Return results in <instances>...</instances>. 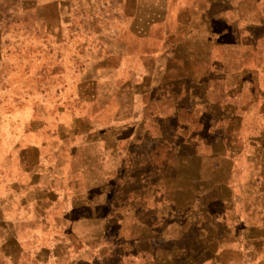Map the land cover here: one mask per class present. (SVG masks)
<instances>
[{"label":"crops","instance_id":"0c3cea01","mask_svg":"<svg viewBox=\"0 0 264 264\" xmlns=\"http://www.w3.org/2000/svg\"><path fill=\"white\" fill-rule=\"evenodd\" d=\"M150 8L158 14L140 18ZM135 9L133 34L152 45L113 52L120 64L140 59L129 66L128 129L98 131L97 154L81 166L50 162L49 175L19 184L0 208V264H25L16 236L34 218L25 213H104L93 219L98 233L107 213L119 233L143 228L145 213L168 224L189 213H264V0H137Z\"/></svg>","mask_w":264,"mask_h":264},{"label":"rangeland","instance_id":"374dc122","mask_svg":"<svg viewBox=\"0 0 264 264\" xmlns=\"http://www.w3.org/2000/svg\"><path fill=\"white\" fill-rule=\"evenodd\" d=\"M136 1L0 0V208L21 182L49 175L44 166L50 162L78 167L84 154L95 156L98 131L128 129L127 86L135 79L129 66L140 59L120 64L113 52L152 45L133 34ZM140 12V18L158 14ZM50 147L58 150L49 154ZM25 214H34L16 227L25 264H185L190 257L201 264L213 258L264 264V213L253 210L189 213L184 224L145 213L143 228L129 226L121 234L108 213L99 233L93 219L104 213ZM135 231L143 235L133 239ZM185 244L196 245L188 251Z\"/></svg>","mask_w":264,"mask_h":264}]
</instances>
